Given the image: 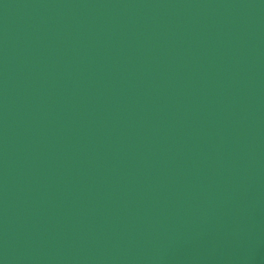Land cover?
I'll list each match as a JSON object with an SVG mask.
<instances>
[{"label":"water","instance_id":"water-1","mask_svg":"<svg viewBox=\"0 0 264 264\" xmlns=\"http://www.w3.org/2000/svg\"><path fill=\"white\" fill-rule=\"evenodd\" d=\"M0 264H264V0H0Z\"/></svg>","mask_w":264,"mask_h":264}]
</instances>
